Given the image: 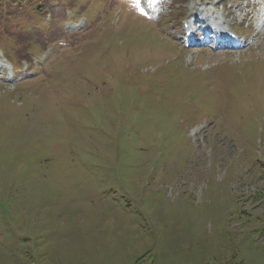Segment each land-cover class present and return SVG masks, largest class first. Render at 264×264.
Returning <instances> with one entry per match:
<instances>
[{
  "label": "rangeland",
  "instance_id": "1",
  "mask_svg": "<svg viewBox=\"0 0 264 264\" xmlns=\"http://www.w3.org/2000/svg\"><path fill=\"white\" fill-rule=\"evenodd\" d=\"M139 1L77 0L88 26L75 0L15 13L33 44L0 79V264H264V3ZM196 3L241 45L184 44L168 15ZM52 10L80 28L53 51L26 27Z\"/></svg>",
  "mask_w": 264,
  "mask_h": 264
},
{
  "label": "bare ground",
  "instance_id": "2",
  "mask_svg": "<svg viewBox=\"0 0 264 264\" xmlns=\"http://www.w3.org/2000/svg\"><path fill=\"white\" fill-rule=\"evenodd\" d=\"M197 12H200V9H198ZM193 22H194V23H197V25H198V24H202V25H203V24L208 23V20H207L206 18H204V19L202 20V19H199L198 17H196V18L193 20ZM197 25H196V26H197ZM208 25L210 26L209 29H208V31H213V29L211 28L212 24H211V23H208ZM216 28H217V27H216ZM190 29H195L194 26H193L192 24H190V25L188 26V30H187V31H189ZM214 29H215V28H214ZM198 30H199L198 32H199L200 34L205 35V33L202 31V28H199ZM221 30H222V32H223L224 34H226V31H227L226 29L222 28Z\"/></svg>",
  "mask_w": 264,
  "mask_h": 264
},
{
  "label": "trees",
  "instance_id": "3",
  "mask_svg": "<svg viewBox=\"0 0 264 264\" xmlns=\"http://www.w3.org/2000/svg\"><path fill=\"white\" fill-rule=\"evenodd\" d=\"M24 1H27L31 6H36L37 9H39V7H40V4L39 3L41 2V0H24ZM8 33H10V32H8ZM147 262L149 264H154L153 257L152 256H148ZM136 264H140V260L137 261ZM227 264H237V263H235V261H229Z\"/></svg>",
  "mask_w": 264,
  "mask_h": 264
}]
</instances>
